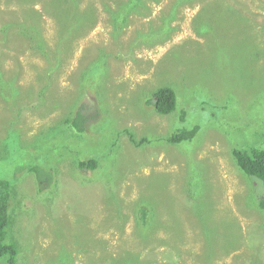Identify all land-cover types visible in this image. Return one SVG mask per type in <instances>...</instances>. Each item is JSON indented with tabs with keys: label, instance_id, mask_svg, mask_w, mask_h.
<instances>
[{
	"label": "rangeland",
	"instance_id": "rangeland-1",
	"mask_svg": "<svg viewBox=\"0 0 264 264\" xmlns=\"http://www.w3.org/2000/svg\"><path fill=\"white\" fill-rule=\"evenodd\" d=\"M177 1H148V14L112 32L99 0H84L98 18L81 19L86 30L65 48L44 15L55 49L46 58L1 36L0 176L13 182L16 264H264V212L228 136L244 126L234 140L255 129L253 142H264V0ZM27 5L0 0V21L41 8ZM100 54L105 65L87 69ZM164 85L178 95L169 114L147 103ZM77 112L82 136L72 135ZM193 125L192 141L166 142ZM88 157L99 168L77 170ZM34 163L46 171L42 184Z\"/></svg>",
	"mask_w": 264,
	"mask_h": 264
},
{
	"label": "trees",
	"instance_id": "trees-1",
	"mask_svg": "<svg viewBox=\"0 0 264 264\" xmlns=\"http://www.w3.org/2000/svg\"><path fill=\"white\" fill-rule=\"evenodd\" d=\"M27 1L31 4H41L40 9L24 8L22 10H11L8 13L1 14L0 21V41L1 36L4 38L3 42L10 43L14 36L22 39L21 47H29L34 52L46 58L50 54H55V49L52 50L48 45L46 37L43 33L42 19L44 15L49 16L52 19V25L55 29L56 47L65 48L74 42L75 37L82 34L81 27L84 26L81 19L85 20L89 26L93 25L99 15L94 2H87L83 5L84 0H7L8 3L20 2L27 5ZM148 1L159 0H99V5L104 11L106 22L112 27V32H118L130 25L131 16L144 14L148 9ZM184 0H178L174 7L181 5ZM78 9V10H77ZM83 10V12H81ZM146 14V15H147ZM83 30V31H82ZM82 31V32H81ZM262 49L264 42H262ZM52 50V51H51ZM262 54V50H261ZM94 62H100L101 65H105V57L100 54L91 59L90 65L87 69L91 68ZM79 86L84 81V74L80 76ZM77 80V79H76ZM178 95L175 89L170 85H164L159 87L153 94V97L147 101L154 107V110L159 114H169L178 106ZM208 103V102H204ZM221 105L220 103H218ZM215 106H213L214 108ZM226 109L229 108L227 104H224ZM223 108V107H222ZM211 113L210 117L214 118L218 115L213 109L207 111ZM226 114L227 110H222L220 114ZM86 117L81 112H77L76 116L72 120V125L75 128L76 134L82 136L84 131V122ZM220 124L225 123V120L218 117ZM69 123V121H66ZM226 124V123H225ZM234 125H232V128ZM240 128L230 129L229 140L231 144V155L236 167L249 179L252 180L253 198L256 202V207L264 212V142L256 144L259 140H254L255 129L248 130L243 129L242 136H246L243 141H237L233 139L232 131H237ZM199 131L198 125H193L191 128H180L166 137V142L170 144H177L181 142L192 141ZM128 132L131 139L134 140L133 134ZM262 134V131H260ZM237 141V142H236ZM147 142L145 139H141L137 142L138 145ZM188 146V145H186ZM76 169L80 171L97 170L98 159L95 157H88L84 159L76 160ZM28 170L34 173L36 179L40 184L47 178L46 171L39 164H32ZM46 174L45 178L44 175ZM193 178V179H192ZM191 182H197V176H193ZM198 183V182H197ZM13 182L9 178L0 176V264H16L19 254L17 244L11 239L10 225L12 223V216L10 214V203L12 199ZM199 192H197L198 194ZM149 208L141 209L140 214L143 221L146 222V214ZM234 223L231 221L232 228H235ZM242 233L236 235V241L242 245L243 242H247L243 238Z\"/></svg>",
	"mask_w": 264,
	"mask_h": 264
}]
</instances>
